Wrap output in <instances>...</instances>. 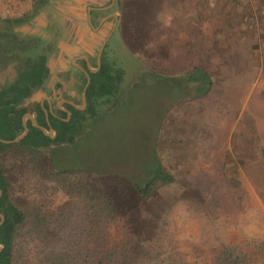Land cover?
I'll list each match as a JSON object with an SVG mask.
<instances>
[{"label": "rangeland", "instance_id": "1", "mask_svg": "<svg viewBox=\"0 0 264 264\" xmlns=\"http://www.w3.org/2000/svg\"><path fill=\"white\" fill-rule=\"evenodd\" d=\"M99 2L47 0L32 21L15 31L54 48L44 89L24 104L31 108L46 98L71 99L76 88L71 85L83 73V58L71 49L90 44L89 37L105 27L104 54L124 73L118 90L100 103L94 119L84 123L75 145L50 146L44 153L55 169L90 172L88 180H80L86 188L96 189L100 176H107L115 219L87 246L78 201L81 191H56L52 182L46 191L37 177L24 174L18 161L5 155L11 201L23 209L41 208L52 217L62 212L67 219L66 252L78 256V264H108L102 262L105 256H111L109 264H152L157 256L177 264H214L226 247L241 249L251 264H264V251L254 248L264 243V192L224 191L216 166L208 165L206 100L174 105L168 81L195 65L207 68L208 45L215 46L216 60L231 50L242 56L246 48L243 65L253 75L251 49L260 45L264 52V0H152L151 18L145 21L146 10L140 7L138 19L132 20V11L121 0L110 7L112 0H104L108 8L93 17L89 8H101ZM32 4L33 0H0V19L18 18ZM76 30L81 37L76 38ZM101 45L94 51L92 71ZM79 100L81 105V95ZM155 158L174 183L141 200L132 181L146 180ZM32 224H25L17 239L13 264H42L39 243L27 233Z\"/></svg>", "mask_w": 264, "mask_h": 264}, {"label": "trees", "instance_id": "2", "mask_svg": "<svg viewBox=\"0 0 264 264\" xmlns=\"http://www.w3.org/2000/svg\"><path fill=\"white\" fill-rule=\"evenodd\" d=\"M47 3V0H33L32 9L18 18L0 19V71L12 69L13 78L10 82L0 85V140L12 141L23 133L22 118L25 114H33L36 123L48 131L45 115L37 102L31 108L25 102L37 91H42L50 77L48 57L53 53V46L43 44L41 39L31 35H20L15 28L33 20ZM97 13H93V16ZM80 67L86 70L84 61ZM80 79L71 86L74 88L73 101L80 105L79 97L86 83L84 74L79 72ZM123 70L115 68L105 56L101 58L98 72L90 73V85L86 91V109L78 111L70 105L65 110L71 112L66 122L64 112H56V117L49 116L53 137L45 136L38 128L27 121L28 134L18 143L3 144L0 142V215L4 221L0 225V264H13L17 239L22 235L25 224L33 223L30 231L41 249L42 264H78L79 257L66 252L67 239L62 212L52 217L51 213L41 208L34 211L13 203L10 199V183L3 168V156L9 155L18 161L24 174L38 178L43 189L47 191L52 182L54 189L78 195L82 222L85 224L84 241L87 246L104 234L108 223L114 221L115 211L113 198L108 189L107 176H100L98 186L86 188L80 180H88L90 172L84 169H55L52 159L45 156L44 151L50 146L75 145L76 139L83 133L87 120L97 116L98 106L104 99L113 96L123 78ZM172 83L174 105L183 104L206 96L212 86L210 76L202 67H194L180 78L168 80ZM56 87H61L57 84ZM61 99V98H60ZM47 105H44V109ZM87 175V176H86ZM174 183V177L165 172L164 168L154 159L146 180L132 181L135 193L141 200L150 199L159 187ZM73 197V196H72ZM60 213V214H59ZM67 223V222H66ZM64 234V236H63ZM264 251V243L254 246ZM109 255V254H107ZM102 262L110 263L111 256L102 258ZM88 263V259L85 260ZM152 264H177L169 258L152 259ZM155 261V262H154ZM214 264H251L249 257L238 247H226L215 259Z\"/></svg>", "mask_w": 264, "mask_h": 264}, {"label": "crops", "instance_id": "3", "mask_svg": "<svg viewBox=\"0 0 264 264\" xmlns=\"http://www.w3.org/2000/svg\"><path fill=\"white\" fill-rule=\"evenodd\" d=\"M83 1L86 3V0H76L80 3ZM121 4H125L132 11V20L138 19L140 7L143 11L146 10L144 12L147 17L143 21L151 18L152 0H121ZM99 6L101 8L94 9L107 8L104 7V0H100ZM104 10L92 11L97 13ZM104 32L103 26L96 34L89 37L90 44L85 46V42H82V48L77 49L75 46L71 49L72 53H80L76 57L87 59L88 62L82 59L86 68L87 64L90 69L91 66L94 68L92 58L96 47L105 40ZM75 36L78 38L82 34L76 30ZM206 52L207 68L195 65L192 69L202 67L212 81L206 96L201 97L202 101L206 100L207 105V154L210 157L208 165L216 166L214 169L218 173L216 179L224 182L225 192H264V52L260 45L251 49V57L254 58L253 75L249 74L248 69L243 65L247 61L244 54L247 53L246 48L242 56L239 51L231 50L229 55L222 56L221 60L218 57L216 60L214 45H208ZM223 52H227L226 48H223ZM220 64H222L221 67H219ZM211 65L213 67L217 65L219 69L212 71ZM71 95V99L61 98L57 100V104L74 103V89ZM50 100L51 98H48L49 102ZM64 110V107H60L61 112L65 113ZM54 114L57 115L56 112ZM30 115L36 121L34 113ZM25 120L29 121L27 118ZM209 172L211 173V170Z\"/></svg>", "mask_w": 264, "mask_h": 264}, {"label": "water", "instance_id": "4", "mask_svg": "<svg viewBox=\"0 0 264 264\" xmlns=\"http://www.w3.org/2000/svg\"><path fill=\"white\" fill-rule=\"evenodd\" d=\"M113 3H114V0H112L111 4L108 7L112 6ZM107 8H103V9L91 8V10H97L98 11V10H104V9H107ZM114 18L117 19L116 17H114ZM106 42H107V40L103 42V44L101 45V47L99 49V52L97 54V64H96L97 66H96V69L94 71H92L88 64H87L86 70L80 69V70H82V72L84 74V77L86 79V83H85V85L83 87V90H82V93H81V105H80V107H78L74 103H69L70 106H72L73 108H75L78 111L82 112L86 108V91H87V89H88V87L90 85V73H96V72L99 71V69L101 67V58H102V55H103V52H104V48L106 46ZM82 58H83V60L85 62H88L85 57H82ZM64 111L67 114V119L65 120L67 122L70 119L71 112H69L67 110H64ZM43 112H44V115H45L46 124L48 126V131H46L43 127L39 126L36 123V121L34 119H32L30 114H25L23 116V118H22L23 133L20 136H18L17 138H15L14 140H12V141H1L0 140V142L3 143V144H15V143H18L21 140H23L28 134V127H27V122H26L25 118H27L30 121V123L34 127L38 128L45 136L51 138L53 136L54 131L50 127L49 116L56 117V115L54 114V112H53V110L51 108V105H50L48 110L43 109ZM0 195H1V191H0ZM3 221H4V218H3L2 215H0V225L3 223ZM1 250H2V248L0 247V251Z\"/></svg>", "mask_w": 264, "mask_h": 264}, {"label": "flooded vegetation", "instance_id": "5", "mask_svg": "<svg viewBox=\"0 0 264 264\" xmlns=\"http://www.w3.org/2000/svg\"><path fill=\"white\" fill-rule=\"evenodd\" d=\"M82 61V60H81ZM80 61V63H81ZM13 78V72L11 68H8L4 71H0V85H3L6 82H10L11 79ZM48 98H46L45 101L43 102H39L40 106H42L41 108L44 109V105H47V108L45 110H48L50 107V103H51V108L53 110V112H61L60 108L57 105V100H53L51 98L50 102L47 100ZM65 105H69V104H63L62 107H64Z\"/></svg>", "mask_w": 264, "mask_h": 264}]
</instances>
